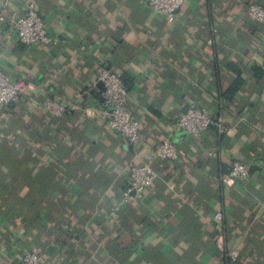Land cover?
Segmentation results:
<instances>
[{
	"label": "crops",
	"instance_id": "1",
	"mask_svg": "<svg viewBox=\"0 0 264 264\" xmlns=\"http://www.w3.org/2000/svg\"><path fill=\"white\" fill-rule=\"evenodd\" d=\"M27 1L58 43L0 35V70L24 86L0 110V264L24 250L44 264H225L228 252L264 264V24L247 15L264 0H188L171 18L146 0H0V12ZM100 67L126 85L134 146L101 119ZM191 106L230 134L177 131ZM164 138L176 159L150 162L153 185L124 198L129 164ZM233 162L249 178L223 183Z\"/></svg>",
	"mask_w": 264,
	"mask_h": 264
},
{
	"label": "built area",
	"instance_id": "2",
	"mask_svg": "<svg viewBox=\"0 0 264 264\" xmlns=\"http://www.w3.org/2000/svg\"><path fill=\"white\" fill-rule=\"evenodd\" d=\"M3 5L13 0H2ZM188 0H146V8L157 17H173L175 13ZM247 15L264 24V6L253 4L247 7ZM11 32L17 36L18 41L26 46H55L57 39L51 37L46 28V22L41 17L38 7L33 1L25 2L22 12L12 11L9 16L0 12V35L4 32ZM97 78L103 85L101 93L102 110L100 116L108 128L117 134L124 142L134 146L140 140L139 122L133 119L130 110L127 108L128 92L122 77L104 67L97 69ZM24 91L20 82L11 83L8 77L0 70V110L8 108L15 103ZM46 110L55 117H61L66 108L58 102H48ZM176 130L192 136H198L203 132L214 128L218 135L227 136L230 134V127L226 122L217 116H212L204 108L191 106L182 111L175 124ZM177 157V150L173 142L164 138L160 140L147 157L148 164L137 166L132 163L128 167L129 184L123 194L124 198L134 192L141 194L150 188L157 178L156 173L150 166L154 160L170 161ZM249 178L248 168L239 162H233L228 174L221 179L228 183L235 179ZM214 220L221 221V214L217 213ZM227 259L234 262L233 252L227 253ZM21 264H44L38 255L30 250H24L21 254Z\"/></svg>",
	"mask_w": 264,
	"mask_h": 264
},
{
	"label": "trees",
	"instance_id": "3",
	"mask_svg": "<svg viewBox=\"0 0 264 264\" xmlns=\"http://www.w3.org/2000/svg\"><path fill=\"white\" fill-rule=\"evenodd\" d=\"M225 264H234V263L231 262L230 260L226 259V260H225Z\"/></svg>",
	"mask_w": 264,
	"mask_h": 264
}]
</instances>
